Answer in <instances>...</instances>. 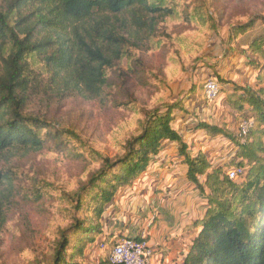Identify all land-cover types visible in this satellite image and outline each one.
I'll use <instances>...</instances> for the list:
<instances>
[{"label":"trees","instance_id":"obj_1","mask_svg":"<svg viewBox=\"0 0 264 264\" xmlns=\"http://www.w3.org/2000/svg\"><path fill=\"white\" fill-rule=\"evenodd\" d=\"M25 8H32V14H25ZM188 9L177 6L174 0H6L4 4L0 0V49L7 46L8 51L0 59V160L14 149L43 148L41 131L49 126L27 111L43 82L53 100L69 96L101 100L108 72L125 58L128 60L132 51L140 52L147 44L151 50H164L167 40L152 36L157 25L200 23L206 28H199V32L218 34L219 24L208 18L203 7ZM258 19L264 25V17ZM254 23L250 19L230 28L225 55L236 52L238 40L254 28ZM263 45L264 37H255L238 51L244 63L264 77ZM247 54L254 61L245 60ZM34 68L45 70V75ZM213 79L221 87L223 80ZM235 90L243 93L249 107L238 127L246 119L252 123L245 143L240 142L237 133L236 158L229 163L230 167L246 169L242 181H230L222 175V168L210 169L206 154L188 153L187 145L171 126L173 111L181 103L166 97L160 108L163 113L156 110L146 114L138 135L126 142L123 155L114 161L98 155L101 167L82 188L83 193L96 189L89 200L93 203L91 216L76 220L67 231L73 228L70 239L83 237L79 236L68 254L69 239L63 233L51 264H85L84 248L100 235L114 196L146 172L163 142L178 144V154L188 167L187 178L204 193L207 202L204 217L194 223L198 232L183 264H264V94L249 86H236ZM198 128L212 136L225 134L206 124ZM69 137L79 140L72 133ZM12 175L4 179L0 169V185L12 183ZM201 176H205L203 185L199 183ZM81 206L78 197L75 208ZM99 264H109L107 255Z\"/></svg>","mask_w":264,"mask_h":264},{"label":"rangeland","instance_id":"obj_2","mask_svg":"<svg viewBox=\"0 0 264 264\" xmlns=\"http://www.w3.org/2000/svg\"><path fill=\"white\" fill-rule=\"evenodd\" d=\"M1 1L4 4L6 0ZM174 2L186 9L203 7L208 18L219 24L218 34L199 32V28H206L200 23H161L152 36L167 40L164 50H151L147 44L140 52L132 51L128 60L125 58L108 72L101 100L81 96L53 100L46 82L39 94L30 99L27 111L46 121L49 128L41 131L45 141L41 150L14 149L0 160L4 179L13 173L12 183L0 185V264H51L63 233L68 236V254L71 253L80 235L70 239L73 228L72 232L67 231L76 220L91 216L93 203L89 200L96 189L83 193L82 188L101 167L98 155L111 161L123 155L126 142L138 135L146 114L156 110L163 113L160 108L166 103L169 80L176 79L180 71L202 74L209 67L225 75L230 62L225 61L223 49L232 26L255 21L254 28L235 45L238 54V49L251 39L264 37V25L258 19L264 17V0ZM23 12L31 15L33 11L25 8ZM7 53V46L0 49V59ZM245 57L254 61L251 54ZM36 70L45 75V70ZM234 104L247 106L244 101ZM71 133L79 140L70 138ZM230 165L222 170V175H226ZM78 197L82 206L75 208ZM95 238L93 244L85 246L83 254L86 258L91 256V261L99 257L103 259L99 263H103V242L101 237Z\"/></svg>","mask_w":264,"mask_h":264},{"label":"crops","instance_id":"obj_3","mask_svg":"<svg viewBox=\"0 0 264 264\" xmlns=\"http://www.w3.org/2000/svg\"><path fill=\"white\" fill-rule=\"evenodd\" d=\"M225 58L230 62L225 75L209 67L202 74L180 71L176 79L169 80L166 95L181 103L173 111L171 126L187 145L188 153L193 156L202 152L210 169L222 170L236 158L238 124L249 111L248 105L234 104L243 101V93L235 87L249 86L261 89L264 94L263 74L247 66L235 51ZM211 75L223 83L219 96L207 103L203 99L202 83ZM199 124L219 128L225 134L212 136L198 128ZM187 172L188 167L178 154V144L163 142L146 172L114 196L98 235L105 242L101 245L107 248L117 239L137 238L145 231L147 243L153 249L152 264H183L198 232L194 223L204 217L207 208L206 196L188 180ZM204 177H199L201 185ZM90 257L85 259V264H99L103 260L98 257L91 261Z\"/></svg>","mask_w":264,"mask_h":264},{"label":"built area","instance_id":"obj_4","mask_svg":"<svg viewBox=\"0 0 264 264\" xmlns=\"http://www.w3.org/2000/svg\"><path fill=\"white\" fill-rule=\"evenodd\" d=\"M220 85L212 78L205 79L203 84V99L207 103L214 101L220 94ZM252 126L250 120H243L238 133L240 142H246V137ZM246 169L240 166H232L226 171V177L232 182L243 180ZM145 231L140 232L137 238H120L114 241L111 248L106 253L109 264H152L153 249L148 245ZM101 249L106 251L103 245Z\"/></svg>","mask_w":264,"mask_h":264}]
</instances>
